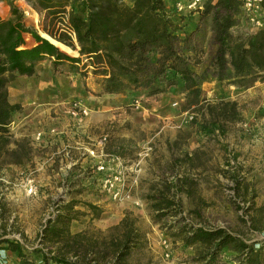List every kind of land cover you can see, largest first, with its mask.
<instances>
[{
	"label": "rangeland",
	"instance_id": "rangeland-1",
	"mask_svg": "<svg viewBox=\"0 0 264 264\" xmlns=\"http://www.w3.org/2000/svg\"><path fill=\"white\" fill-rule=\"evenodd\" d=\"M13 1L23 12L26 25L46 34L39 13L26 0ZM126 1L131 4L132 0ZM10 11L11 1L0 0V16L8 19ZM175 19L184 36L199 23V14ZM253 29L242 17L233 32L240 35L253 33ZM27 41L34 44L30 36ZM209 41L207 36L199 44L202 64L196 68L198 72L205 69L212 52ZM72 53L78 56L77 51ZM52 68L50 61H45L38 65L36 76H18L9 85L10 101L20 98L26 105L20 104L22 111L16 116L25 114L26 108L34 110L37 104L42 105L40 110L65 108L61 113L40 111L36 128L18 141L11 133L10 151L0 157V203L6 208L8 223L20 231L7 237L19 240L27 257L21 260L0 250L4 260L44 264L43 254L54 248L38 253L44 249L39 234L47 221L71 202L78 203L75 211L81 213L70 226L73 234L102 238L127 213L137 219L144 241L133 252L132 264H199L195 260L198 246L184 244L178 233L187 224L223 228L250 244L257 243L256 248L264 247V230L254 231L250 226L251 207L264 206L263 82L240 88L212 78L202 85L206 102L239 104L244 120L226 125L222 132L208 126L209 117L195 110L183 84L152 96L143 90L107 95L101 77L71 73L65 66L55 73ZM76 104L81 107L77 115L73 110ZM107 114H111L108 119L102 118ZM95 117L102 121L94 124ZM63 125L67 128L62 135ZM100 165L107 167L108 175L123 171L130 192L113 199L98 189L104 177L97 170ZM233 179L241 182L237 191ZM162 192L180 202L178 217L156 218L146 196ZM85 204L98 207L99 216ZM171 224L177 225L169 230ZM1 225L0 217V235ZM236 257L226 249L220 264H238Z\"/></svg>",
	"mask_w": 264,
	"mask_h": 264
},
{
	"label": "trees",
	"instance_id": "trees-1",
	"mask_svg": "<svg viewBox=\"0 0 264 264\" xmlns=\"http://www.w3.org/2000/svg\"><path fill=\"white\" fill-rule=\"evenodd\" d=\"M10 1V17L0 16V157L10 151L14 139L10 128L15 116L22 111L20 104L10 101L9 85L18 76H36L38 65L45 61H50L55 73L65 66L71 73L84 76L92 73L101 77L103 94L128 95L143 90L152 96L183 84L195 110L203 111L205 118L209 117L208 126L222 132L226 125L244 120L239 104L236 101L206 102L202 98V85L212 78L240 88L264 83V26L253 33L236 35L233 32L242 18L239 0H207L202 10L188 14L178 12L180 0H132L131 4L126 0H26L39 13L42 31L77 51L79 57L28 27L21 9ZM190 14H199V23L181 36L175 16L183 18ZM206 35L210 36L212 52L205 69L198 72L196 68L202 64L199 44L205 41ZM27 36L33 40L32 46L28 45ZM12 152L17 153V150ZM17 163H22L21 158ZM233 180L237 191L241 182ZM146 200L156 212V218L170 214L178 217L182 212L180 202L165 192L148 195ZM77 205L71 202L62 206L41 230L39 244L44 249L37 252L54 248L43 254L44 264L49 261L55 264H132L133 252L144 241L137 219L127 213L102 238L73 234L70 226L81 214L75 211ZM85 205L99 216L98 207ZM251 208V229L264 230V206ZM6 212L0 203L3 230L0 250L26 260L22 243L7 237L20 231L8 223ZM176 225L171 224L168 229ZM178 233L184 244L198 246L195 260L199 264H220L226 249L237 254L238 264H264L262 245L256 248L257 243L250 244L226 229L187 224L180 227Z\"/></svg>",
	"mask_w": 264,
	"mask_h": 264
},
{
	"label": "built area",
	"instance_id": "built-area-1",
	"mask_svg": "<svg viewBox=\"0 0 264 264\" xmlns=\"http://www.w3.org/2000/svg\"><path fill=\"white\" fill-rule=\"evenodd\" d=\"M242 2V17L247 18V20L252 24L253 31L257 32L264 26V10H263V0H239ZM206 0H181L177 3L178 12L185 14L196 13L204 8V3ZM74 114L77 115L78 111H81L80 105L76 104L73 107ZM85 114L86 111L82 110ZM100 174H103L101 184L98 189L102 192L108 193L113 197V199L121 198L124 194L126 195L130 192V188L125 180V174L123 171L107 174V167L105 165H100L97 167ZM33 192V187L30 188L29 193ZM3 256H0V264H18L17 262H8L4 260Z\"/></svg>",
	"mask_w": 264,
	"mask_h": 264
},
{
	"label": "crops",
	"instance_id": "crops-1",
	"mask_svg": "<svg viewBox=\"0 0 264 264\" xmlns=\"http://www.w3.org/2000/svg\"><path fill=\"white\" fill-rule=\"evenodd\" d=\"M107 95H109V94H107ZM23 102L24 101H22L19 98V99L13 101L12 103L21 104L25 108L26 105H24ZM33 103L36 104L37 102L34 101ZM41 106L42 105H38L37 104L36 107L34 108V110H30V107L28 108L29 110L26 108L25 109V114L15 116L14 122L11 125V128H10V131L15 136L16 140L19 139V138H22L23 136H26L28 134V132H30L31 130L36 128V123L38 122V121L36 122V119H38V116L42 114V112H40V111H43L44 114L45 113L50 114V112L52 110H55L54 112H56V113H59V112L61 113V112H63V109L65 108V107H52V108H46V110H40L39 107H41ZM109 116H111V114L110 115L107 114V115H105L102 118H107L108 119ZM102 118L95 117L91 122H94V124H97L98 122L102 121ZM52 124L54 125V123H52ZM65 128H67V125L66 126L63 125V127H61V130H60L59 133H61L63 135V133H64L63 131H64ZM51 135H53V134H51ZM49 137H51V136L49 135Z\"/></svg>",
	"mask_w": 264,
	"mask_h": 264
},
{
	"label": "water",
	"instance_id": "water-1",
	"mask_svg": "<svg viewBox=\"0 0 264 264\" xmlns=\"http://www.w3.org/2000/svg\"><path fill=\"white\" fill-rule=\"evenodd\" d=\"M43 38H45L46 40H48V41H50L51 43H53L54 45H56L57 47H59L60 48V46H64V47H66V48H68V49H70L71 50V48H69L68 46H65L64 44H62V43H60V42H58V41H56V40H54L53 38H51L49 35H47V34H42L41 35ZM72 52H73V50H71ZM78 53V52H77ZM78 56H80L79 55V53H78ZM77 56V57H78Z\"/></svg>",
	"mask_w": 264,
	"mask_h": 264
}]
</instances>
